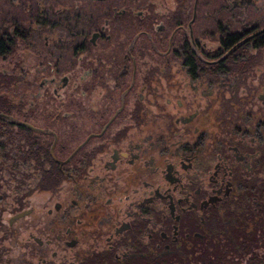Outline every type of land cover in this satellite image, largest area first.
Returning <instances> with one entry per match:
<instances>
[{
  "label": "flooded vegetation",
  "instance_id": "1",
  "mask_svg": "<svg viewBox=\"0 0 264 264\" xmlns=\"http://www.w3.org/2000/svg\"><path fill=\"white\" fill-rule=\"evenodd\" d=\"M158 6L53 29L30 82L51 96L1 94L17 112L0 113V242L18 244V264H178L242 234L262 245L264 0Z\"/></svg>",
  "mask_w": 264,
  "mask_h": 264
},
{
  "label": "rangeland",
  "instance_id": "2",
  "mask_svg": "<svg viewBox=\"0 0 264 264\" xmlns=\"http://www.w3.org/2000/svg\"><path fill=\"white\" fill-rule=\"evenodd\" d=\"M172 1L173 0H0V19L9 20L11 18H15L17 19V23L19 22L25 28L29 27L31 30V32L25 35L26 39L18 43L15 52L12 55L0 59V72H5L8 76L18 77L19 79H21V76L24 75V80L28 83H32V75L34 74V70L38 68V62L40 63V61L44 60L47 62L49 60L48 58L44 59V55L47 54L46 51H48V49H52L51 44L57 39L56 36L64 35L62 34L64 31L61 32L60 30H52L45 32L39 28L38 25L30 19L31 16L36 14V12L42 16L44 14L48 16L51 10H54L55 12H62L67 15L69 24L73 25L78 23L79 25L82 24L85 19L92 20L95 18L102 11H104L109 4V10L114 9L115 12H119L120 10L126 8L125 10H130L133 12L140 11L144 13L145 10H143L141 6H143L145 3H158L159 6L156 9V12H162L171 4ZM160 5L162 6L160 7ZM134 7L136 8L134 9ZM261 12L264 13L263 10H261ZM201 13L207 15V10L204 9L201 11ZM126 16L128 15L126 14L125 17ZM125 17L120 18V24H122L125 19L129 18ZM101 22L102 17H100L99 24ZM4 23L5 25H9V31H11L12 27L10 22L5 21ZM202 24L205 25V27H208L207 24H209V22L202 21ZM119 32L122 31L120 30ZM140 39L142 40V37L135 40V48L139 44ZM125 41L129 42V45H131L133 42L132 32H130L129 36H126ZM42 42L44 43V46ZM49 62L50 66L53 65L54 58H51ZM63 65H66V63H63L60 66ZM64 72L65 71L59 73L57 80L68 76V74ZM78 75V71H74L72 73V76L75 78ZM37 76L39 78L42 77L40 73ZM44 78L49 79V77L45 75ZM31 83L29 84V87L26 86V88H22L20 86L19 88L17 87L15 92L3 89L0 91V93L13 103L17 102L21 98L25 101H31L32 95L35 92H38L37 97L39 101L51 96V84L46 82L38 89H35L30 86ZM66 91L67 89L64 90V87H60L56 89L54 95L56 97L62 98L66 95ZM2 248L3 253L0 256V264H18V244L14 245L5 240L0 242V250ZM252 253L253 256L239 254V257H234V262L236 264H264V246L256 247L253 249Z\"/></svg>",
  "mask_w": 264,
  "mask_h": 264
},
{
  "label": "trees",
  "instance_id": "3",
  "mask_svg": "<svg viewBox=\"0 0 264 264\" xmlns=\"http://www.w3.org/2000/svg\"><path fill=\"white\" fill-rule=\"evenodd\" d=\"M176 12H178V10ZM125 15L126 14H121L120 16H118L116 14H110L109 17L112 16L114 18H123L125 17ZM127 15L128 16L126 17L133 18V16L129 13ZM180 17V14H176V18ZM30 19L34 21V23L37 24L38 27L45 32L52 31L55 28H61L64 29L66 33H68L69 31L71 32L75 29V24L73 25V27H68L69 22L65 13L55 12L54 10H51L48 16H46L45 14L42 16L39 15L38 12H36V14L31 16ZM93 19H88L89 21L87 24V28H90L94 25L97 17ZM5 21L10 22V25L12 27L11 31H9V25H5ZM53 21L55 23H52ZM138 23H144V21H138ZM77 29H79V26H77ZM29 32H31L30 28H25L21 23H17V19L15 18H11L9 20L0 19V59L12 55L15 52L18 43L24 41L26 39L25 35H27ZM80 32L82 31L80 30ZM14 83L15 80L13 78H10L8 82H5V77L2 72H0V91H2L4 88L12 90V85H14ZM16 112V106L11 101L6 100L4 97H2L0 93V113ZM262 236L263 241L261 243V246H264V233H262ZM236 238H238V236H235V239ZM243 238L244 235L242 234V238L238 239L237 241L238 248H235L232 244H230L222 248L214 249L210 252L203 251V254L193 261H184L183 263L178 264H236L234 262V257H239V254L253 256V249L258 247L256 245L257 240L253 236L249 239L245 238L243 240Z\"/></svg>",
  "mask_w": 264,
  "mask_h": 264
}]
</instances>
